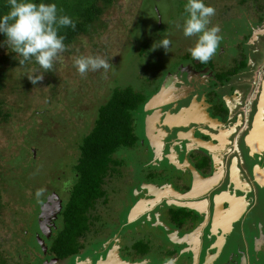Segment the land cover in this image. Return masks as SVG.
I'll return each mask as SVG.
<instances>
[{"label":"rangeland","instance_id":"obj_1","mask_svg":"<svg viewBox=\"0 0 264 264\" xmlns=\"http://www.w3.org/2000/svg\"><path fill=\"white\" fill-rule=\"evenodd\" d=\"M258 2L206 0L216 10L209 27L220 28L221 40L209 61L220 68L218 76L238 66L247 8L258 6ZM185 3L186 0H115L102 15L104 24L100 22L101 27L89 38L81 36L69 44L52 71L43 72L39 65L34 69L17 66L7 71L6 87L0 94L7 113L0 122V264H80L77 258L81 259L82 255L92 260L96 255L102 256L107 239L109 243H118L122 238L121 243L131 246L128 250L135 253L134 259L142 249L143 254L151 256L150 264L163 263L173 249L177 250L165 237L162 219L146 216L147 220L127 219L125 226L122 225L132 201L124 207V199L117 194L118 187L120 193L129 192L130 186L134 194L144 192L140 182L149 163L143 161L144 151L137 147L116 151L115 158L122 162L114 167L116 179L102 203L92 209L94 223L80 240L83 250L73 260H56L45 255L50 245L49 235L57 227L50 218L64 205L76 180L77 149L90 130L98 107L115 87L130 86L150 95L156 90L160 75L175 69V61L188 63L192 59L186 49L196 37H185L177 27L183 23ZM250 10L251 14L255 12ZM162 37L171 41L168 52L162 46L153 48ZM80 55L100 56L109 62L110 68L81 76L73 64ZM42 72L43 79L33 85L28 75ZM52 197L56 203L54 210L46 206ZM42 216L48 219V230L42 227ZM236 235L232 236L233 242L237 241ZM226 256L227 253H222L220 262ZM206 260L207 254L201 264Z\"/></svg>","mask_w":264,"mask_h":264},{"label":"flooded vegetation","instance_id":"obj_2","mask_svg":"<svg viewBox=\"0 0 264 264\" xmlns=\"http://www.w3.org/2000/svg\"><path fill=\"white\" fill-rule=\"evenodd\" d=\"M247 9L236 68L231 65L220 77L212 62L175 61V69L163 72L150 94L163 89L166 101L153 108L145 104L136 118L139 138L133 148H142L149 164L140 182L144 192L134 194L130 186L120 193L118 187L122 205L132 201L122 225L141 201L143 211L131 222L162 219L165 237L177 248L168 258L178 264H201L205 254L203 264H229V256L230 264H264V5ZM55 205L54 197L46 203L53 210ZM59 211L51 216L52 223ZM107 240L102 256L92 260L82 255L80 263L106 262L110 252L111 264L151 263L142 249H133L134 259L122 238L118 243ZM222 253L227 256L220 262Z\"/></svg>","mask_w":264,"mask_h":264},{"label":"trees","instance_id":"obj_3","mask_svg":"<svg viewBox=\"0 0 264 264\" xmlns=\"http://www.w3.org/2000/svg\"><path fill=\"white\" fill-rule=\"evenodd\" d=\"M114 1L44 0L57 5L58 15H68L76 22L75 29L64 27L59 30V34L65 36L66 47L81 36L89 38L95 34L101 23L104 24L102 15ZM248 1L250 0H240L244 3ZM253 1L255 4V0ZM36 2L39 3L40 0ZM258 4L264 5V0H259ZM9 10V0H0V17ZM7 43L6 36L0 33V94L6 87L9 69L17 66L34 69L38 66L34 59L20 65L19 60L22 57L11 51ZM151 96L130 86L115 87L98 107L90 130L83 136L77 149V160L74 164L76 180L67 193L58 216L54 218L57 227L49 235L50 245L45 251V255L51 259L73 260L84 246L80 239L94 223L92 209L102 203L110 184L116 179L114 167L122 162L118 157L115 158V153L121 148L131 149L137 144L139 133L136 131V118L138 114L141 116L140 112ZM4 103L0 96V122L7 115ZM1 199L0 190V209ZM3 260H6L5 257Z\"/></svg>","mask_w":264,"mask_h":264},{"label":"clouds","instance_id":"obj_4","mask_svg":"<svg viewBox=\"0 0 264 264\" xmlns=\"http://www.w3.org/2000/svg\"><path fill=\"white\" fill-rule=\"evenodd\" d=\"M9 12L0 17V33L6 36L7 46L22 57L20 65L32 59L45 71H52L60 54L66 51L65 36L59 34L64 27L75 29L76 22L68 15H58L55 3L40 0H9ZM183 23L177 27L187 38L196 37L193 45L186 49L191 57L201 64H207L216 54L221 37L220 28L211 24L215 8L206 0H186ZM171 41L162 37L155 47L169 51ZM74 67L81 76L89 71L110 68L109 62L92 55H80L74 58ZM43 72L28 75L33 85L43 79ZM164 264H175L173 258H166Z\"/></svg>","mask_w":264,"mask_h":264},{"label":"water","instance_id":"obj_5","mask_svg":"<svg viewBox=\"0 0 264 264\" xmlns=\"http://www.w3.org/2000/svg\"><path fill=\"white\" fill-rule=\"evenodd\" d=\"M164 93V90L163 89H161L158 93H155V94H153L149 99H148V101H147V103H146V107L147 108H153V107H156V106H158V105H160L161 104V101H163V103H164V100L166 101V99H167V95H164L163 94ZM167 96V97H166ZM167 123L168 124H172V122L171 121H167ZM160 189V188H159ZM161 190V189H160ZM186 196H189V195H186ZM197 196H200V195H197ZM49 201V200H48ZM151 202V200H147V202ZM141 204V201H139L138 203H136L135 204V206L133 207V209H132V213H131V216H130V221L131 220H133V219H135V217H137V214H139V213H142V208L139 206ZM144 208V207H143ZM42 218H43V220H42V227L45 229V230H48V228H47V224H46V222H47V220L44 218V216H42ZM198 229H200V227L198 228ZM192 235V234H191ZM110 254H111V252L109 253V256H108V258H107V261L105 262H103V261H99V262H97V264H111L112 263V261L114 260L113 258H111V256H110ZM112 254H114V253H112ZM120 263H122V264H128V263H126V262H124V261H120ZM43 264H52V262H44Z\"/></svg>","mask_w":264,"mask_h":264},{"label":"crops","instance_id":"obj_6","mask_svg":"<svg viewBox=\"0 0 264 264\" xmlns=\"http://www.w3.org/2000/svg\"><path fill=\"white\" fill-rule=\"evenodd\" d=\"M167 97V96H166ZM165 102V101H164Z\"/></svg>","mask_w":264,"mask_h":264}]
</instances>
